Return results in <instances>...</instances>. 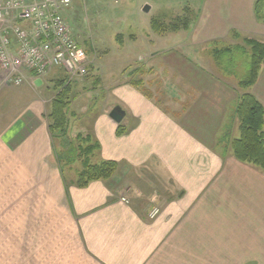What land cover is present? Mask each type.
<instances>
[{
  "label": "crops",
  "instance_id": "crops-1",
  "mask_svg": "<svg viewBox=\"0 0 264 264\" xmlns=\"http://www.w3.org/2000/svg\"><path fill=\"white\" fill-rule=\"evenodd\" d=\"M253 3L198 1V46L234 31L264 41V10L256 15ZM172 60L170 74L194 83L193 100L167 108L148 84L146 96L118 79V101L81 131L99 146L93 163L118 169L83 187L80 170L61 168L47 120L54 95L45 90L63 77H29L35 96L0 101V264H264V174L229 148L239 135L234 80ZM250 92L264 108V68ZM114 105L120 123L109 117ZM152 207L159 213L149 218Z\"/></svg>",
  "mask_w": 264,
  "mask_h": 264
},
{
  "label": "rangeland",
  "instance_id": "rangeland-1",
  "mask_svg": "<svg viewBox=\"0 0 264 264\" xmlns=\"http://www.w3.org/2000/svg\"><path fill=\"white\" fill-rule=\"evenodd\" d=\"M198 1L200 0H72L71 6L62 13L66 16L73 35L86 52L89 65L84 77L71 80L59 67H54L49 73V77L65 78L71 86L67 130L63 137L64 142L71 144L69 160L61 156V137H53L56 147L61 144V168L69 177L77 175L82 167L79 153L74 149L78 143L73 136L90 128L94 114L102 106L118 101L115 98L118 79L121 82L127 79L129 82L131 79L140 78L144 85L148 84L147 87L154 91L155 100L162 106L179 110L187 106L197 93L194 83L191 84L177 75L174 77L173 70L172 75L170 74L167 61L173 59L175 64L181 59L184 64L205 67L214 75H231L238 99L236 81L243 78L248 69V50L221 55L218 60H215L212 50L239 42L232 37V32L231 35L227 34L199 47V38L193 34L196 20L187 31L177 33L158 35L150 28L149 21L152 17L170 20L181 14L185 6L195 10L192 6ZM145 4L150 6L146 13L141 10ZM50 87V90L45 91L51 95L59 90L55 84ZM108 92L113 94L109 96ZM35 95V91L24 83L0 91V101L14 104ZM72 131L74 132L71 134ZM232 133L237 137L238 130L235 129ZM125 192L126 189L122 195L125 196Z\"/></svg>",
  "mask_w": 264,
  "mask_h": 264
},
{
  "label": "trees",
  "instance_id": "trees-1",
  "mask_svg": "<svg viewBox=\"0 0 264 264\" xmlns=\"http://www.w3.org/2000/svg\"><path fill=\"white\" fill-rule=\"evenodd\" d=\"M253 9L255 14L259 15L264 10V0H254ZM195 19V10L190 6H185L181 14L170 20L152 17L149 25L155 34L164 35L187 31ZM232 37L239 40L240 43L226 44L220 48L213 47L214 49H212L215 60H218L221 55L227 56L238 50H248L249 52V65L245 76L236 81L239 97L234 112L238 122L239 135L237 138L229 140V148L236 160L251 164L264 174V108L250 92V88L258 79L260 70L264 68V41L251 36H242L235 31L232 32ZM129 83L133 87L141 89L144 95L149 96L150 91L140 78L131 79ZM54 84L59 90L51 100L47 120L50 132L61 137L63 147L61 156L66 158L65 160H69L71 144L64 142L63 137L65 136L64 131L67 130L68 98L71 86L65 78L57 80ZM124 132L125 128L118 125L116 134L121 135ZM73 138L78 143L74 149L79 153L82 165L77 185L83 187L91 181L110 179L118 169V164L113 160L93 163L91 159L99 149L97 142L89 134L78 133Z\"/></svg>",
  "mask_w": 264,
  "mask_h": 264
},
{
  "label": "built area",
  "instance_id": "built-area-1",
  "mask_svg": "<svg viewBox=\"0 0 264 264\" xmlns=\"http://www.w3.org/2000/svg\"><path fill=\"white\" fill-rule=\"evenodd\" d=\"M72 0H0L1 84L20 86L46 77L54 67L69 80L87 74L84 49L62 14ZM120 200L128 203L126 196ZM153 207L149 218L158 214Z\"/></svg>",
  "mask_w": 264,
  "mask_h": 264
},
{
  "label": "water",
  "instance_id": "water-1",
  "mask_svg": "<svg viewBox=\"0 0 264 264\" xmlns=\"http://www.w3.org/2000/svg\"><path fill=\"white\" fill-rule=\"evenodd\" d=\"M149 9H150V6L148 4H145L142 7V11L145 13L148 12ZM124 115H125V112L119 105L113 106L109 112V117L116 123H120Z\"/></svg>",
  "mask_w": 264,
  "mask_h": 264
}]
</instances>
